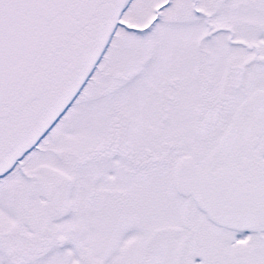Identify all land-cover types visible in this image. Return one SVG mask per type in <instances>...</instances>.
I'll return each mask as SVG.
<instances>
[{"label": "snow or ice", "instance_id": "1", "mask_svg": "<svg viewBox=\"0 0 264 264\" xmlns=\"http://www.w3.org/2000/svg\"><path fill=\"white\" fill-rule=\"evenodd\" d=\"M0 264H264V0H0Z\"/></svg>", "mask_w": 264, "mask_h": 264}]
</instances>
